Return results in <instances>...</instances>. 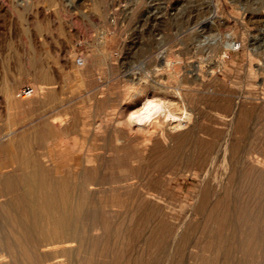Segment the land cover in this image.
<instances>
[{
  "label": "rangeland",
  "instance_id": "rangeland-1",
  "mask_svg": "<svg viewBox=\"0 0 264 264\" xmlns=\"http://www.w3.org/2000/svg\"><path fill=\"white\" fill-rule=\"evenodd\" d=\"M210 1L0 0V264H264V0Z\"/></svg>",
  "mask_w": 264,
  "mask_h": 264
},
{
  "label": "bare ground",
  "instance_id": "bare-ground-1",
  "mask_svg": "<svg viewBox=\"0 0 264 264\" xmlns=\"http://www.w3.org/2000/svg\"><path fill=\"white\" fill-rule=\"evenodd\" d=\"M205 2L207 3V5H205V4L204 5L208 6L209 8L213 4L210 0L209 1L205 0ZM209 8H208V10H209ZM215 10H216V8H215ZM176 13H178V12H176ZM172 17H175V16H172ZM176 17H178V16H176ZM180 17H182V16H180ZM183 17H184V15H183ZM215 17H217V12L216 11L213 12L212 15H208V17L205 18V22L210 23V22H212L214 20ZM229 36H231V35H229ZM233 39H234V37H233ZM233 39L230 38V40H228L227 42L225 40L226 45H222V47H226V46L227 47H232V46H234V44L236 42H234ZM222 44H223V42H222ZM195 66H197V65H195ZM22 96H26V94H22ZM181 97L182 96L179 95V98H181ZM237 102H239V101H237ZM178 103H179V101L171 100V98L169 100H162V99L161 100H157L156 98L146 97L141 102V107L130 116L131 117V121H133L139 127H143L148 122H150L151 119H153L155 117H164L165 120L168 121V123L172 124L173 127H176V128L177 127H181L183 125V121H186V120L190 119V115L191 114L186 109H183V110L177 111V112L173 111L171 108L174 105H178ZM236 106H238V104ZM236 108L237 107H235V109ZM236 115H237V112H236ZM228 136H229V132H226V134L224 136V140L222 139L223 142H221V144H219V146H218V151L220 150L221 151L220 153L223 152V155L226 154V152H227ZM215 157H216V155H215ZM212 161H215V160H212ZM32 172L33 173H30V172L23 173V175H22V179L25 182V186H26V189L23 192V198L24 199H26V198L27 199H42V201L45 204V208H46V209H44V211L47 212V213H50L51 209L53 208V204L55 203L53 199H59V194H58L56 189L54 191H48V190L45 189L44 177L39 175V173H40L39 168L33 169ZM232 172H235V171H232ZM232 174L233 173H231V177L233 176ZM57 186H58V184L56 183L55 187L57 188ZM253 192L254 193L255 192H257V193L258 192H264V183H262V181H261V183H260V181H258L256 185L247 186L248 196L251 193H253ZM37 202L35 200L32 201V206L36 208ZM51 225L53 227H55V228L56 227L60 228V227H64L65 226V222L62 219H58V218L52 216ZM38 228H39V232H40V234L42 236L47 237L51 233V230L46 228L42 224H39Z\"/></svg>",
  "mask_w": 264,
  "mask_h": 264
},
{
  "label": "built area",
  "instance_id": "built-area-1",
  "mask_svg": "<svg viewBox=\"0 0 264 264\" xmlns=\"http://www.w3.org/2000/svg\"><path fill=\"white\" fill-rule=\"evenodd\" d=\"M76 62L79 64V65H83L85 63V60L83 58V56H78L76 58ZM33 90V88L31 86H25L21 89L22 92H24L23 94L25 93H29Z\"/></svg>",
  "mask_w": 264,
  "mask_h": 264
}]
</instances>
